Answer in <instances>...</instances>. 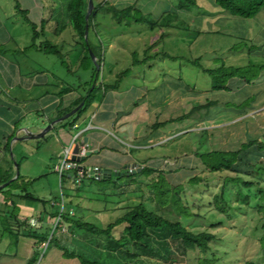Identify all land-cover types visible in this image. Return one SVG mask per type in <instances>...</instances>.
I'll return each mask as SVG.
<instances>
[{"label":"rangeland","instance_id":"1","mask_svg":"<svg viewBox=\"0 0 264 264\" xmlns=\"http://www.w3.org/2000/svg\"><path fill=\"white\" fill-rule=\"evenodd\" d=\"M17 1L23 9L27 10V14L24 15L22 11L15 7L16 0H0V104L1 102L16 103L17 99L22 100L26 96L24 90L21 89L23 84L17 79V75L13 70L14 67L20 69L22 75H27L29 72L33 74L46 72L47 74L44 75L48 77V87L50 89L52 84L66 83L76 88H82L81 93L86 91L87 83L93 76V66H96V64L92 58L90 64L88 61L81 62L80 47L76 45L75 39H73L69 28L66 26L68 20L64 0H40L44 3L46 1L52 2V7L54 2L57 3L55 10L58 17L57 24L51 19L54 17V11L48 9L47 5L41 7L32 2L33 0ZM171 2L173 5L175 4V0H171ZM209 2L214 5V10L206 8ZM219 10L224 11L213 0H197V6L188 11H181L178 21H175L176 18L172 21L173 24L179 26L168 28V30L166 28L151 30L146 24L135 22L127 25L116 21L108 11H98L96 18L100 22L101 39L105 42L104 60L100 67L99 79L105 83H112L115 79H119L118 85L121 88L133 84H143L147 89H154V96L160 98L162 94L163 99L160 102L162 113L158 115L159 120H165L170 115L177 117L178 113L182 112L178 111L181 104H178L177 93L180 94L181 91L175 88L176 83H183L191 88L194 87L196 91H206L208 94L211 93V97L223 99L224 92L217 91L218 94L216 95L211 89L212 77L204 72L203 68L215 69L222 63L234 67H242L247 63L260 64L264 63V53H249L246 45H250V43L241 36L243 32L242 25L238 21L235 22V20L226 21L224 13ZM42 13L46 19L44 33L43 35L40 34L35 42L39 44L48 40L60 49V55L30 47L33 29L30 23L25 20V16L40 31ZM186 24L191 26L190 30L183 28V25ZM196 27L207 31L198 34L193 31ZM162 31L164 33L163 38L161 37ZM110 39L113 40V45L111 42H107ZM148 45H151L152 49L147 55L152 57H147L145 63L140 61V63L133 65L132 53L137 51L135 57L141 60L146 54L144 49ZM156 51L169 53L175 58L172 59L162 55L155 57L153 54ZM191 58H199L201 66L190 64L188 59ZM166 78L169 86L165 84ZM166 93L168 94L167 98L165 97ZM190 93L191 91L187 96ZM193 100L191 97L186 100V106L188 105L189 108L187 111L190 110ZM166 101H169V103H166ZM203 101V98H200L195 102ZM4 105L0 107V115L6 116L7 114L9 120L13 119L15 121L20 114H15L13 111L7 113ZM206 110L209 113L219 114L223 111V105L218 104L209 109L206 107ZM167 111L169 115H167ZM188 114V116H196L195 111L192 113L189 111ZM33 116L34 114H29V120L33 119ZM184 119H179L175 123L172 122L170 130L167 134L164 133L165 136L159 139L158 143H153L152 146L144 150L139 149L141 156L150 155L160 159L159 169L161 175L158 180L163 179V177L165 180L160 183L159 189H167L168 184L174 186L171 188L170 194L158 196L157 200L160 202L164 200L165 204L160 207L154 194L149 190L151 188L150 175L138 174L139 172L133 174L134 180H131V184L126 186L119 185L115 188L103 182H94L101 188L99 193L102 197L104 196V204L110 206V202L114 199L113 196L121 194L120 190L125 189V193L130 198H126L128 200L123 204L131 207L143 202L148 209L160 213L170 221H179L193 232L206 230L214 234V239L210 242L209 249L206 252L194 249L188 250L184 256L178 254L179 257H183V261H178L180 264H264L263 164L261 162L257 163L252 170L236 168L237 172L231 170L213 172L205 168L197 172L196 175H188L192 174V171L181 168L177 175H169L168 180L165 166H170L179 157L190 154L192 151L196 154V152L206 153L214 150L207 151L209 146L205 144L206 136L210 130H187L186 128L192 126L194 118L186 117ZM2 123H0V144L5 145L4 143L7 142L8 138L9 153L5 158L11 160V166L15 170L14 161L18 163V167L20 164V158L17 156L18 148L17 145L13 147L16 141L12 143V137L7 134L6 124L2 125ZM184 128L187 132L183 130ZM163 132H165V129H163ZM2 137H4V141ZM26 150L29 151L30 148H26ZM2 156H4V153L0 152V175H4L6 170V161L2 159ZM199 159L201 158L199 157ZM182 161L184 162L182 167H192L185 160ZM32 162L38 161L35 157H31L30 163ZM148 166L154 167L152 163ZM239 166L244 167L240 164ZM136 174L138 175L135 176ZM53 175L45 182L42 180L41 183H27L22 180V176L18 180L21 185L25 184L29 193L45 195L43 197L45 202L36 203L37 207L40 206L41 209L45 206L47 210H50V201L61 198L59 177L56 174ZM191 176H197V181H189ZM121 180H124V178H121ZM245 181H251L252 184L246 185ZM77 191L78 189L75 187L72 190V192ZM3 196L4 194L0 193V200ZM3 211L5 210L0 202V213H3ZM122 212V208L103 212L96 218H88L87 221L105 227L119 217ZM2 213L0 214V241L4 243L7 240H12L13 237L3 224L4 216ZM57 221L56 218L53 221L50 229L51 231L53 229L51 234L56 233L54 224L56 225ZM78 231L79 234H85L80 232L81 230ZM85 235L91 239L100 237L90 234ZM51 248L52 246L48 250L41 249L33 264H42L43 255L46 252V254L50 253ZM90 254L91 252H87L85 256L92 258L93 255ZM104 257L107 261V257ZM45 260L44 264H47ZM101 260L103 262V259ZM120 260H122L121 264L125 263L122 256H120ZM134 261L138 264H157L158 260L140 256ZM134 261L127 260L126 263L133 264ZM116 262L117 260H114L113 263ZM73 263L79 264L78 262Z\"/></svg>","mask_w":264,"mask_h":264},{"label":"crops","instance_id":"2","mask_svg":"<svg viewBox=\"0 0 264 264\" xmlns=\"http://www.w3.org/2000/svg\"><path fill=\"white\" fill-rule=\"evenodd\" d=\"M108 1L118 9L133 6L144 14L152 15L155 19L160 18L165 12L172 11L177 15L175 21H178L181 11H185L176 9L175 4L173 5L171 0ZM32 2L41 7L47 5L48 9L53 10L54 17L51 19L57 24L56 2L53 3V7L50 1L44 3L40 0H33ZM211 2L206 6L208 10H214L215 8ZM221 12L224 13L226 21L235 20V22L238 21L242 25L243 32L241 36L250 43V45H246L249 53H264V7L252 18L237 19L240 17L232 16L224 11ZM41 18L45 19L43 13ZM163 34L162 31V38ZM109 41L113 45V40L110 39ZM160 55L164 56L157 51L153 54L155 57ZM248 64L250 63L246 65ZM13 70L17 75V79L22 82L23 87L21 86V89L24 90L26 96L22 100L20 99L21 101L19 99L17 101L14 100L16 103L1 102L0 107L5 104L7 113L13 111L15 114L20 115L15 121L13 119L9 120L7 114L6 116L0 115V123L3 122L2 125L6 124L7 134L12 137V143L16 141L13 147L17 145L18 148L17 156L20 158L19 175L22 176V180L34 184L36 182L41 183L42 180L44 182L47 181L50 176H54L53 174L58 175L54 171V164L62 156L64 148L69 145H71V155L81 156L78 153L82 147L89 151V154L80 161L84 168L98 170L102 173V169L107 167L122 175L124 180L116 178L119 175L111 173L109 175L102 174L99 179L84 178L80 183H76L74 181V172L72 171L58 175L61 183V198L50 201V210H47L45 206L41 209L40 206L37 207L36 205L37 202H45L43 198L45 195L43 194H32L42 201L20 200L17 202L18 218L20 222H25L29 226L34 227L33 236H26L23 233L16 235L11 232L9 230L8 213L5 212L6 210L3 213L1 212L4 216L3 224L13 238L4 243L0 241V264H28L35 252L39 253L41 249L48 250L50 246H52L51 251L43 255L42 264H44L45 258V263L47 262V264H68V262L69 264L73 262L80 264L77 257L68 258V256L64 255L60 246L65 247L67 250L71 248L76 253L83 255L91 252L90 255L93 256L92 258L89 257L90 259L99 261L103 259V262L109 264H114V260L119 262L120 255L115 251H108V243L103 237L91 239L85 234H79L77 229L68 230L66 219L78 218L87 221L88 218H96L103 212L120 208H122L123 214L129 207L123 202L128 200L126 198H130L125 193V189L120 190L121 194L113 196L114 199L110 202V206H107L104 204V196L102 197L99 193L101 188L94 182H103L115 188L119 185H129L131 180H134L132 175L138 173L137 171L133 173L132 169L134 167L130 166V164L135 162L141 168L151 163L154 168H159L161 165L160 159L150 155L141 156L139 149L144 150L152 146L153 143H158L159 139L165 136L164 133H168L172 127V122H177L183 115H187V118H194L192 126L190 125L189 128H186L187 130H210L205 142L209 146L207 151L214 149L215 151L239 152L237 162L232 166V169L252 170L264 158V140H262L264 138V71L260 72L258 77L251 82H245L242 79L233 77L228 78L225 89H213L210 84L216 95L218 94L217 91L224 92L223 99L211 97V93L196 91L194 87L191 88L183 83H176L175 88L181 91L180 94L177 93L178 104H181V108L178 111L182 112H177V117L170 115L165 120H159L158 118V115L162 113V104L160 102L163 99V95L161 94L160 98L156 95L154 96V89H147L143 84H133L126 88L118 86L116 89L102 90L100 99L73 125L70 126L67 120L75 112L66 119L54 123L41 137L26 140L24 139L26 131H41L43 127L64 115L65 113H62L70 108L74 101L83 95L85 91L81 93L82 88H76L66 83L52 84L50 89L48 87V77L44 75L47 74L46 72L36 74L29 72L27 75H22L20 69L14 67ZM179 81L181 80L179 79ZM165 84L169 86L167 78L165 79ZM65 87H69V90L64 93L63 89ZM189 91L191 93L187 96ZM60 92L62 93L61 96ZM165 97H168L167 93ZM190 97L194 100L189 111L191 113L195 111L196 116H188L189 111L187 109L189 108L185 102ZM200 98H203L204 101L196 103L195 101ZM166 103H169V101H166ZM218 104L223 105V111L219 114L209 113L206 110V107L209 109ZM168 113L167 111V115H169ZM29 114H34L35 117L33 116V119L29 120ZM24 118L25 120H23ZM174 118L178 119L155 128L153 126L154 123H163ZM5 120L6 122H4ZM22 120L23 122H21ZM163 129H165V132H163ZM186 129L184 128L183 130L187 132ZM2 139L4 141V137ZM249 141L253 142L249 144ZM26 148H30V150L28 151ZM135 149L138 151L136 152ZM31 157H35L38 162L30 163ZM182 160L188 162L189 166L192 165V167H182L184 164ZM239 164L244 167H240ZM5 165V173L10 172L11 164L6 162ZM181 168L191 170L192 174L188 175H196L197 172L204 170L205 166L202 160L192 151L190 154L179 157L170 166H165L168 180L169 175H177ZM12 172L14 175V168H12ZM72 186L78 191L72 192L74 190ZM0 202L4 208L2 197ZM61 212L64 213L65 218L60 217ZM55 218L58 220L56 225L54 224V227H56L55 239L50 241L51 233L53 232V229L52 231L50 229ZM31 219L34 220V223H31ZM124 227L125 224H119L114 227L112 231L114 239L120 237ZM43 237H46V239ZM42 238L44 240H41ZM104 256L107 257V261H105Z\"/></svg>","mask_w":264,"mask_h":264},{"label":"trees","instance_id":"3","mask_svg":"<svg viewBox=\"0 0 264 264\" xmlns=\"http://www.w3.org/2000/svg\"><path fill=\"white\" fill-rule=\"evenodd\" d=\"M65 9L67 15V28H69L70 33L72 34L75 43L80 47L81 50V62H87L90 64L91 56L89 50H91L97 59L98 68L93 66V76L91 80L87 83V89L83 95L74 101L70 108L65 110L62 114L71 110L73 107L77 106L81 101H83L82 106L75 112V114L68 118L67 122L73 125L77 120H79L82 115L100 99V92L102 90L107 91L109 89L118 88L119 79H115L112 83H105L99 79L100 76V67L102 61L104 60L103 49L105 47V42L101 39L100 32V22L97 20V12L100 10L108 11L112 14V17L120 22L129 25L132 22L146 24L149 28L155 29H168V28H177L179 25L173 24L172 21L176 18V13L172 11L165 12L160 18L155 19L150 14H144L140 10L134 8L133 6H127L122 9H118L115 6L111 5L108 0H94V7L88 16V20L85 19V13L87 8V0H64ZM214 3L220 7L222 10L228 12V14L240 17V18H252L254 17L261 8L264 7V0H213ZM197 6V0H175V8L190 10L191 8ZM15 7L22 11L23 14H27V10L23 9L20 6V3L16 0ZM25 20L30 23L32 31V44L30 47L44 52H51L57 55H60V49L51 44L48 40L36 44V38L44 33V23L46 19L41 18L40 31L37 30L36 25L32 24L28 17L25 16ZM88 23V35L87 40L84 38L85 24ZM185 30H190L191 26L189 24L183 25ZM193 31L201 34L207 30L196 27ZM110 42L109 40L107 41ZM107 43V46H108ZM151 45L144 49V58L138 60L135 56L137 51H134L132 62L133 65H136L142 61L146 62L145 59L148 56ZM164 56L169 58H175L169 53L163 52ZM149 59V58H148ZM199 58L188 59L190 64H195L201 66L199 63ZM88 64V65H89ZM203 71L209 74L212 77L211 87L213 89H225L226 80L228 78H238L242 79L245 82H251L253 79L257 78L260 72L264 71V63L260 64H248L243 67H231L226 66L222 63L219 67L212 68H203ZM93 84V86H92ZM92 86V87H91ZM72 88V87H70ZM65 90V91H64ZM69 87H65L63 92H68ZM62 93L60 92V96ZM187 115H183L179 119L186 118ZM178 118L170 119L163 123L157 122L154 123V128L167 124L172 121H176ZM66 122V123H67ZM253 141H249L251 144ZM3 147V148H2ZM0 152L4 153L2 159L11 164L9 158L5 156L9 153L8 150V139L5 145L0 144ZM238 151H209L206 153H198L196 155L201 158L205 168L210 171H224L231 170L237 172L235 169H232V166L237 162ZM1 161V160H0ZM4 162V161H3ZM261 163L264 166V161L262 159ZM11 171L0 175V183L8 181L12 175ZM138 174L150 175V185L149 190L154 194L155 199H158L159 195H168L171 192V188L174 186L168 184L169 187L165 190H160V183L164 182L165 178L159 179L161 175V170L159 168H154L150 166H143L141 171ZM136 174L135 176H137ZM134 177V175H132ZM21 178L19 175L13 181H11L7 186L0 188V193H3V206L5 212L8 213L9 219V230L14 232L16 235L23 233L26 236H33L34 227L29 226L27 223L20 222L18 218V208L17 202L20 200H30V201H42L41 199L33 196L27 191L25 184L21 185L18 180ZM116 178L121 179L122 175L117 176ZM131 178V176H130ZM189 181L196 182L197 176L189 178ZM246 185H251V181H245ZM225 184V183H224ZM222 185V187L224 186ZM162 189V188H161ZM159 206L162 207L165 204V201H159ZM58 214V213H56ZM61 218H65L64 213H60ZM119 224H125L123 231L120 233V237L117 239L113 238L112 231L115 226ZM66 227L68 230L77 229L81 230L85 234H90L93 236L103 237L109 247V252H117L118 255L122 256V259L125 263L129 264L126 261H134L140 256L147 259L158 260L157 264H180L178 261H183V257H179L178 254L186 255L188 250L197 249L201 252H206L209 249L210 242L214 239V234L203 230L199 232H193L179 221H170L164 218L160 213L148 209L143 202L131 206L126 209V211L117 217L114 221L108 223L105 227H98L93 223L83 221L78 218H68L66 219ZM32 230V231H31ZM56 230V227H55ZM46 239V237H43ZM41 240H44V239ZM54 233L51 235L50 241L54 240ZM63 251V254L68 256V258L77 257L80 261V264H109L107 262H102L97 259L87 258L85 255L76 253L73 250H68L60 246ZM173 248V249H172ZM38 253L35 252L33 257L29 260L28 264H33L37 259ZM122 260L117 261L114 264H121ZM133 264H138L134 261ZM252 264V263H248Z\"/></svg>","mask_w":264,"mask_h":264},{"label":"water","instance_id":"4","mask_svg":"<svg viewBox=\"0 0 264 264\" xmlns=\"http://www.w3.org/2000/svg\"><path fill=\"white\" fill-rule=\"evenodd\" d=\"M93 7H94V0H87V8H86V13H85V19H86V21L88 20V16L90 15L91 11L93 10ZM87 35H88V23L86 22V24H85V30H84V38H85V40H87ZM89 53H90L91 58L95 62L96 67L98 68L99 66L97 64L96 56L94 55V53L91 50H89ZM82 104H83V101H81L77 106H75L69 112L65 113L64 115H62L58 119L52 121V123H50V124L46 125L45 127H43L41 129V131H39V132H33V131L28 132V131H26V134H25V138L24 139L28 140V139H32V138L41 137L44 133H46L52 127V125L54 123L59 122V121H62L64 119H66L67 117H69L71 114H73L74 112H76L82 106ZM88 154H89V151H86L85 155H81V156L71 155V159L80 162ZM14 165H15V174L8 181L3 182V183H0V188H3L5 186H7L11 181H13L15 178H17L19 176L20 171H19L18 163L16 161H14ZM130 166L131 167H134L132 169V172L133 173L136 172V171L137 172H140L141 169H142L140 167V165L138 163H136V162L130 164ZM80 167L82 169H84V166L82 164L80 165ZM111 173H113L114 175H119L118 172H114L110 168L105 167V168L102 169V174L103 175H106V174L109 175Z\"/></svg>","mask_w":264,"mask_h":264},{"label":"built area","instance_id":"5","mask_svg":"<svg viewBox=\"0 0 264 264\" xmlns=\"http://www.w3.org/2000/svg\"><path fill=\"white\" fill-rule=\"evenodd\" d=\"M86 148L82 147L79 151V155H85ZM71 145L64 148L62 151V156L54 164V171L60 176L64 172L72 171L74 172V181L80 183L84 178H93L99 179L102 175L101 171L80 167L81 163L76 160L71 159ZM264 161V158H263ZM31 223H34V220L31 219Z\"/></svg>","mask_w":264,"mask_h":264}]
</instances>
